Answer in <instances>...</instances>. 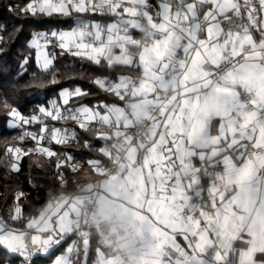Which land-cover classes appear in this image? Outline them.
<instances>
[{
    "label": "snow or ice",
    "instance_id": "6c2138e0",
    "mask_svg": "<svg viewBox=\"0 0 264 264\" xmlns=\"http://www.w3.org/2000/svg\"><path fill=\"white\" fill-rule=\"evenodd\" d=\"M9 11L57 24L74 22L69 30L54 26L30 38L28 47L35 52L37 69L53 73L47 84L60 83L53 69L59 58L67 56L109 73L89 76L97 93L79 85L62 88L29 116L5 99L9 126L21 129L14 139L21 143L30 139L35 145L27 150L6 146L4 159L10 173L20 172L23 157L37 154L49 164L55 158L57 178L62 181L63 170L75 171L77 161L51 145L79 143L77 129L95 133L101 141L99 129L124 120L128 107L140 114L159 112L156 122L168 137L159 155L167 158L153 185L148 214L138 218L139 231L156 249L155 264H264V244L245 245L244 233H237L234 226L218 227L237 196L225 200L222 194L220 206L213 201L212 219L195 203L202 196L200 173L212 174L197 163L205 160L199 153L209 141L215 147L214 166L223 163L229 169L230 182L240 186V199H250L264 185V0H156L155 4L152 0H27L10 4ZM97 16L111 22L101 23ZM133 30L141 33L140 38ZM28 64L29 57H24L21 77ZM32 76L28 87L46 86L42 77ZM99 93L113 102H82ZM161 104L166 107L161 109ZM69 123L74 127L56 126ZM32 126L38 131L30 130ZM82 147L90 148L91 143L85 141ZM178 160L183 161L182 173ZM233 161L244 165L243 178L238 166L232 168ZM25 198L23 191L15 192L11 221L22 220ZM53 203L27 218L25 229L0 219V248L29 264L35 254L49 253L75 235L77 240L54 264H89L91 239L77 228L72 212L54 211Z\"/></svg>",
    "mask_w": 264,
    "mask_h": 264
},
{
    "label": "crops",
    "instance_id": "0c3cea01",
    "mask_svg": "<svg viewBox=\"0 0 264 264\" xmlns=\"http://www.w3.org/2000/svg\"><path fill=\"white\" fill-rule=\"evenodd\" d=\"M95 20L104 24L111 22L110 18ZM132 34L136 38L141 36V33L135 30ZM160 107L163 109L166 105L161 104ZM157 117L159 112L140 114L128 107L124 120L100 128L102 141L113 148V151L106 152V147H103L104 157L109 161L115 154H124V163L119 167L115 178L104 179L108 164L103 166L98 163L94 165L98 177L82 188L80 194L61 196L52 201L54 211L59 208L61 212H72L76 216L83 211L85 201L94 198L97 205L95 221L106 220L112 224L116 233V248L120 253H115L100 240L102 248L95 249L92 264H155L156 249L148 235L139 231L138 218L148 214V200L153 193V185L157 183L159 170L164 167L167 158L166 154L159 155L168 137L164 127L156 122ZM214 151V144L209 141L205 151L199 153L205 157L203 162L197 160L199 167L210 170L212 174L205 176L203 172L200 173L198 190L202 196L195 201L197 209L206 210L208 218L212 219L216 214L212 207L213 201L220 206L222 194H225V200L237 196L229 205L227 215H221L218 227L234 226L237 233H244L245 245L264 244V185L256 188L250 199H240V186L235 181L230 182L229 169L225 168L223 163L218 168L214 166L216 161L211 159ZM175 163L182 173L180 165L183 161L178 160ZM237 166L238 175L243 178L246 169L239 161H233L232 168ZM206 204L208 208L204 209ZM11 226L16 229L26 228V225L23 228ZM75 240L77 239L74 236L69 235L62 244V250L47 264H54V260L64 254L67 246ZM179 242L183 244L182 240ZM60 246L54 247L49 253H37L32 260L38 256L47 258ZM9 255L22 262V258L16 254Z\"/></svg>",
    "mask_w": 264,
    "mask_h": 264
},
{
    "label": "trees",
    "instance_id": "16d2710c",
    "mask_svg": "<svg viewBox=\"0 0 264 264\" xmlns=\"http://www.w3.org/2000/svg\"><path fill=\"white\" fill-rule=\"evenodd\" d=\"M26 2L27 0H0V48L4 49V52L0 54V159H4L5 148L8 145L21 146L25 150L35 146L30 139H26L23 143L14 139L21 134V129L9 126V117L3 108L5 99L9 104L17 107L23 115L29 116L38 110L40 106H46L49 100L56 98L57 93L62 88L79 85L93 93H97L98 90L88 82L89 76L109 75L107 72L101 73L99 69L90 64L67 56L59 58L53 69L56 79L60 83L56 85L47 84L53 73L45 74L37 69L34 50L28 47L30 38L32 34L48 31L54 26L60 30L70 29L74 26V22L61 21L57 24L55 20L49 22L48 18L16 16L9 11L10 4L22 5ZM95 19L103 20L98 16ZM16 29H19V31H16ZM24 57H29V64L25 66L27 74L21 77L19 73L23 70L20 68V64ZM33 73L44 79L46 84L44 88L27 86L33 81ZM103 100H107L109 103L113 102L112 98L105 96L103 93L85 98L82 102L91 105ZM115 102L120 103V101ZM56 126L74 127L71 123L68 125L57 124ZM30 130L38 131V126H32ZM77 131L80 133L79 143L74 141L67 146L51 145L53 150L58 153L72 154L77 161L75 171L63 170L65 178L62 181L57 178L55 158L49 164L46 158L37 154L23 157L19 173H10L6 167V159L3 163H0V216L5 222L23 228L27 223V218L37 216L49 201H54L61 196L80 194L82 188L98 177L94 171V165L99 163L107 166L109 161L104 157L102 151L103 147L107 145L102 140H96L94 138L95 133L88 135L80 132L79 129ZM85 141L91 143L90 148L82 147ZM37 161H39V164ZM17 191H23L26 198L22 204V220L13 222L10 220V215L14 204V194ZM89 238L91 239L89 264H92L94 251L96 248H102V243L96 233L89 235ZM62 248L63 245L53 251L47 258L40 256L34 258L31 264H47ZM18 261L17 258L11 257L0 248V264H17Z\"/></svg>",
    "mask_w": 264,
    "mask_h": 264
},
{
    "label": "built area",
    "instance_id": "2783aa9c",
    "mask_svg": "<svg viewBox=\"0 0 264 264\" xmlns=\"http://www.w3.org/2000/svg\"><path fill=\"white\" fill-rule=\"evenodd\" d=\"M156 0H152L155 4ZM113 151L110 144L106 146V152ZM124 163V154H115L110 158L108 162V169L104 175V179H114L119 167ZM97 213V205L95 199L86 200L83 205V211L76 215L78 219L77 228L86 233L89 237L90 234L96 233L103 243L111 248L115 253H120L116 248V233L112 227V224L106 220L95 221V216ZM74 236L76 239L77 237ZM17 264H21L18 262ZM31 264V261L29 262Z\"/></svg>",
    "mask_w": 264,
    "mask_h": 264
}]
</instances>
